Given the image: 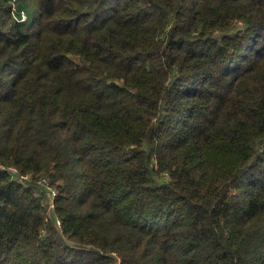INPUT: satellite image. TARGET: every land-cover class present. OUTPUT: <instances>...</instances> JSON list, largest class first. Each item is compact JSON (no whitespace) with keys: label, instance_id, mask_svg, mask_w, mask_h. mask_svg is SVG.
<instances>
[{"label":"trees","instance_id":"obj_1","mask_svg":"<svg viewBox=\"0 0 264 264\" xmlns=\"http://www.w3.org/2000/svg\"><path fill=\"white\" fill-rule=\"evenodd\" d=\"M0 164V264H264V0H0Z\"/></svg>","mask_w":264,"mask_h":264},{"label":"built area","instance_id":"obj_2","mask_svg":"<svg viewBox=\"0 0 264 264\" xmlns=\"http://www.w3.org/2000/svg\"><path fill=\"white\" fill-rule=\"evenodd\" d=\"M24 18L26 16L23 14ZM0 173H6L8 174L12 180H14L16 183L19 185L24 186L25 188H29V182L34 180V177L32 174H26V175H21L19 170L16 169L13 170L12 166H5L0 164ZM41 186L44 188V192L48 195L49 197V204H48V211L52 214L55 210V199L58 196L57 191L50 186L49 181L46 177L42 178L39 182ZM39 195H37L38 197ZM56 224L58 228H61L62 222L59 218H55Z\"/></svg>","mask_w":264,"mask_h":264},{"label":"rangeland","instance_id":"obj_3","mask_svg":"<svg viewBox=\"0 0 264 264\" xmlns=\"http://www.w3.org/2000/svg\"><path fill=\"white\" fill-rule=\"evenodd\" d=\"M3 165V164H2ZM5 166H7V165H5ZM12 169L13 170H15L16 171V169L17 170H19V172H20V174L21 175H26V174H32L33 175V177H34V180L33 181H31V182H29V188H27V189H32L33 188V184H36L39 188H40V192H38V194L37 195H39L38 197L40 198L41 197V192L45 195V196H47L48 197V195L44 192V188L41 186V184L39 183L40 182V180L42 179V178H44V176H42L43 175V173L42 174H38V175H35V174H33V173H23L17 166H12ZM47 178V177H46ZM12 179V178H11ZM48 179V178H47ZM48 181H49V184H50V180L48 179ZM168 181V177L166 176V175H164L163 177H162V179H161V182H167ZM18 184V183H17ZM22 186V185H21ZM50 186L51 187H53L55 190H56V188L54 187V186H52L51 184H50ZM22 187H24V186H22ZM43 188V189H42ZM57 191V190H56ZM49 198V197H48ZM50 201V200H49ZM48 204H49V202H48ZM48 204H47V209H48ZM49 212V211H48Z\"/></svg>","mask_w":264,"mask_h":264}]
</instances>
